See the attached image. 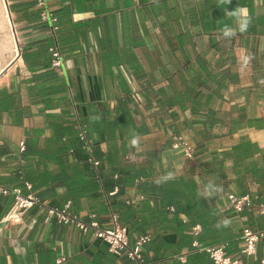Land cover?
I'll return each mask as SVG.
<instances>
[{
  "label": "crops",
  "instance_id": "obj_1",
  "mask_svg": "<svg viewBox=\"0 0 264 264\" xmlns=\"http://www.w3.org/2000/svg\"><path fill=\"white\" fill-rule=\"evenodd\" d=\"M7 2L9 28L0 39L12 34L16 51L12 58L0 52V186L32 192L43 206L0 224V264H57L59 256L62 264H129L94 230L45 222L46 206L69 200L82 218L95 213L109 226L116 212L122 224H135L132 238L151 233L149 260L211 264L192 246L194 227L180 230L174 210L163 213L149 196L137 203L141 193L122 173L130 166L152 182L192 177L228 227V254L260 264L264 240L246 257L243 229H264V214L257 206L237 212L227 193L263 199L264 0H50L55 34L36 0ZM53 44L63 69L51 64ZM80 124L100 160L97 168L89 162L91 170L81 156ZM178 133L194 146L193 159L172 147ZM113 185L118 193L107 196ZM127 199L139 209L125 219ZM12 205L11 195L0 194V221Z\"/></svg>",
  "mask_w": 264,
  "mask_h": 264
},
{
  "label": "built area",
  "instance_id": "obj_2",
  "mask_svg": "<svg viewBox=\"0 0 264 264\" xmlns=\"http://www.w3.org/2000/svg\"><path fill=\"white\" fill-rule=\"evenodd\" d=\"M36 7L39 11V16L42 21L48 23L51 32L55 34L59 29L58 18L53 12L50 5V0H36ZM52 55V66L57 69L64 67V55L57 44H53L49 48ZM78 138L83 144V148L88 152V161L97 168L100 160L95 156L92 139L89 137L88 130L85 125L80 124ZM172 147L183 152L186 159L194 158V146L183 134L173 135ZM20 148L25 150L26 145L21 142ZM141 180H144L141 177ZM24 186L27 190H32L31 181L24 179ZM119 191L116 186L110 191L107 196L115 195ZM1 195H11L13 197V205L8 215L0 221V224L19 223L23 221V217L27 211L36 205L43 206L41 199L32 192L25 193L21 187L0 186ZM144 198L141 194L137 203ZM227 198L237 212H242L245 209H252L255 206L264 214V191L262 192V201L257 204L254 197L250 194L238 195L233 192L227 193ZM134 201L127 199V204H132ZM72 202L67 201L63 207L46 206L44 215L45 222H49L52 218H56L61 223L68 225L74 224L83 233L90 229L94 230L95 235L102 239L107 245L110 252L118 257H121L129 262V264H157V262H147L144 258V247L152 240L151 233H141L139 236L132 238L129 235V229L126 225L120 222V217L116 212H112L109 219V226H103L97 219V214L91 213L88 218H82L70 211ZM171 210H174L171 207ZM194 240L192 246L208 254L211 264H245L242 259L236 258L228 254L226 243H217L213 245H204L199 242L197 236L200 232V225L193 228ZM244 245L242 253L248 257H255L258 253V244L264 240V229L254 230L250 227L243 229ZM180 259H184L180 256ZM66 260L65 256H59L56 260L57 264H62ZM260 264H264V255L260 259Z\"/></svg>",
  "mask_w": 264,
  "mask_h": 264
},
{
  "label": "trees",
  "instance_id": "obj_3",
  "mask_svg": "<svg viewBox=\"0 0 264 264\" xmlns=\"http://www.w3.org/2000/svg\"><path fill=\"white\" fill-rule=\"evenodd\" d=\"M80 147L82 153L81 156H83L86 160L85 168L91 170L92 165L88 161V152L83 148L82 143L80 144ZM115 166L116 164L112 160V170H117ZM122 173L125 176L126 184L132 185L137 188L140 193L144 195V197L149 196L150 198L158 199L160 201V207L163 213H168L169 207H173L175 221L178 223L180 230L185 229L191 231L192 228L197 224L200 225L201 230L197 236V239L201 244L213 245L220 242H225L229 239V234L227 232L228 227L226 226V224L222 223L217 209L207 203L206 199L201 194L197 183L192 177H189L186 174H181L174 178H164L160 181L152 182L145 177V171L133 166L124 169ZM141 177H145L146 180H141ZM103 186L104 185L102 184V187ZM112 188H114V185L112 186ZM106 192L108 194L110 191ZM122 192L123 186L120 188L119 194H121ZM135 205L136 204L134 203L127 204L125 202L123 206H121V209L127 210L125 212H123V210H120L122 212V216H124L125 219L135 215L137 209H139L137 208L139 207V205ZM180 214H184L186 216V221L179 218ZM121 219L120 222L123 221V219ZM123 225H125V223ZM126 226L131 229L135 226V224H126ZM144 258L147 262L154 261L159 264L158 260L155 258L153 260H149L145 256Z\"/></svg>",
  "mask_w": 264,
  "mask_h": 264
},
{
  "label": "bare ground",
  "instance_id": "obj_4",
  "mask_svg": "<svg viewBox=\"0 0 264 264\" xmlns=\"http://www.w3.org/2000/svg\"><path fill=\"white\" fill-rule=\"evenodd\" d=\"M5 3H4V0H0V16L2 14V18L0 19V31L9 28V25L7 23L8 22V19H7L8 17H7V9L5 7ZM14 42L15 41H13L12 34L5 35L2 40L0 39V52H1V54L3 56H7L6 54H9V58L10 57L11 58L14 57L15 51H16V46H15Z\"/></svg>",
  "mask_w": 264,
  "mask_h": 264
},
{
  "label": "water",
  "instance_id": "obj_5",
  "mask_svg": "<svg viewBox=\"0 0 264 264\" xmlns=\"http://www.w3.org/2000/svg\"><path fill=\"white\" fill-rule=\"evenodd\" d=\"M5 2H6V7H7V9H8V14H9L8 2H7V0H5ZM9 19H10V21H11V23H12V20H11L10 17H9ZM12 26H13V23H12ZM14 32H15V31H14Z\"/></svg>",
  "mask_w": 264,
  "mask_h": 264
},
{
  "label": "clouds",
  "instance_id": "obj_6",
  "mask_svg": "<svg viewBox=\"0 0 264 264\" xmlns=\"http://www.w3.org/2000/svg\"><path fill=\"white\" fill-rule=\"evenodd\" d=\"M229 2H230V0H229ZM243 27H246V25L242 26V30H243ZM225 34L228 35V34H230V32L226 31ZM133 143H135V141H133Z\"/></svg>",
  "mask_w": 264,
  "mask_h": 264
},
{
  "label": "rangeland",
  "instance_id": "obj_7",
  "mask_svg": "<svg viewBox=\"0 0 264 264\" xmlns=\"http://www.w3.org/2000/svg\"><path fill=\"white\" fill-rule=\"evenodd\" d=\"M2 18V14H1V16H0V19ZM0 38H2V36H1V33H0Z\"/></svg>",
  "mask_w": 264,
  "mask_h": 264
}]
</instances>
